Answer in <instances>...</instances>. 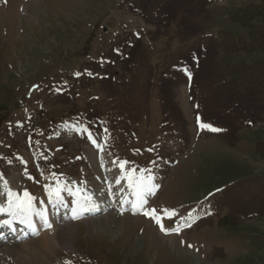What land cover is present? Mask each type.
I'll use <instances>...</instances> for the list:
<instances>
[{
    "label": "rangeland",
    "instance_id": "1",
    "mask_svg": "<svg viewBox=\"0 0 264 264\" xmlns=\"http://www.w3.org/2000/svg\"><path fill=\"white\" fill-rule=\"evenodd\" d=\"M249 2L0 0V198L112 207L1 247L0 264H264V121L222 81L264 53L217 41L247 38L231 16ZM131 169L161 182L144 209L171 235L120 210Z\"/></svg>",
    "mask_w": 264,
    "mask_h": 264
},
{
    "label": "trees",
    "instance_id": "2",
    "mask_svg": "<svg viewBox=\"0 0 264 264\" xmlns=\"http://www.w3.org/2000/svg\"><path fill=\"white\" fill-rule=\"evenodd\" d=\"M259 1L260 4L249 2L231 16L246 28L247 38L221 32L217 41L224 55L239 51L264 53V0ZM226 69L228 79L222 81L232 107L240 108L246 120L264 121V62L232 63Z\"/></svg>",
    "mask_w": 264,
    "mask_h": 264
},
{
    "label": "snow or ice",
    "instance_id": "3",
    "mask_svg": "<svg viewBox=\"0 0 264 264\" xmlns=\"http://www.w3.org/2000/svg\"><path fill=\"white\" fill-rule=\"evenodd\" d=\"M201 127H211L210 125H201ZM213 131H219V129H212ZM127 163V162H124ZM121 169H124V164L120 165ZM125 178L129 182V186L133 189V194L135 195L136 199L133 201V207L137 209H143L144 205L146 204L145 196L146 194H152V189L155 187L151 184V177L144 174V172H141L139 176L136 175V170L131 169L128 170ZM7 183V182H5ZM62 189H56L50 191V196H55L56 199H60V192ZM7 195V207L0 206V213L7 212L10 216L13 218H27L31 216L34 212V205L33 200L34 198L25 191L23 195L21 196L19 193H14L11 189H7L6 192ZM174 213V210H172ZM165 214L168 212V210H164ZM41 216V219L44 221L45 225L47 227H51V225L48 223L46 215L44 213H37ZM144 215L150 216L152 219L155 220V222L160 225L161 231L165 232V234H168V232L171 231V229H165L162 222L161 217L157 215L156 210L152 209L150 212L145 211ZM73 218H79L78 214L75 213ZM3 224L7 225L10 224V221H4ZM190 226V225H187ZM65 264H71L70 261H66Z\"/></svg>",
    "mask_w": 264,
    "mask_h": 264
},
{
    "label": "bare ground",
    "instance_id": "4",
    "mask_svg": "<svg viewBox=\"0 0 264 264\" xmlns=\"http://www.w3.org/2000/svg\"><path fill=\"white\" fill-rule=\"evenodd\" d=\"M71 129H75V128H71ZM152 184V183H151ZM123 187V186H122ZM131 187L128 186L127 188L123 189L121 187L118 186V188L116 189V192H119V199L121 200L122 203H124V201L126 200V196L129 195V191H130ZM27 191V189H22V190H18V193L22 196L23 193ZM153 191V189H152ZM146 195H149V194H146ZM151 195V194H150ZM79 197V196H78ZM90 197V196H89ZM133 199H136L135 195L133 194ZM78 200V199H77ZM94 200V199H93ZM98 200V199H97ZM90 202V201H89ZM159 237V236H158ZM171 238V237H170Z\"/></svg>",
    "mask_w": 264,
    "mask_h": 264
}]
</instances>
